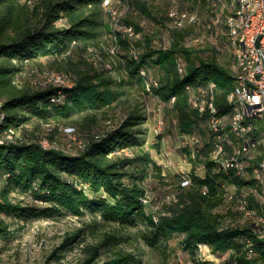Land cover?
Segmentation results:
<instances>
[{
    "label": "trees",
    "instance_id": "1",
    "mask_svg": "<svg viewBox=\"0 0 264 264\" xmlns=\"http://www.w3.org/2000/svg\"><path fill=\"white\" fill-rule=\"evenodd\" d=\"M120 1L119 22L133 26L137 35L118 32L121 51L102 47L104 56L120 55L108 67L105 60L95 64L87 56L91 47L103 45L106 33L114 42L117 31L105 0H0L4 112L0 124V240L13 235L6 216L27 220L90 214L93 231L110 223L118 229L87 243L85 255L76 264H146L142 254L117 247L133 235L120 231L131 228L166 259L169 240L180 234L182 247L194 264H217L219 258L222 264H264V230L254 223L255 216L246 215L255 210L264 217V200L253 191L257 187L253 168L262 157L258 152L262 146L245 155L246 175L237 174L235 168L225 170L214 154L211 113L195 104L213 96L219 115L232 113L230 94L238 78L226 24L232 8L226 12L219 0H177L182 9H188L184 4L191 1L195 8L191 11L199 16L198 21L180 26V17L172 25L168 13L173 0ZM203 9L207 14L202 18ZM135 10L151 18L152 29L130 18ZM206 29H219L221 42L206 45ZM43 58L65 70L71 85L25 78V71ZM114 70L121 73L119 79L112 75ZM126 84L139 85L159 97L168 105L177 130L195 137L194 144L184 147L192 170L178 172L171 182L165 180L163 166L152 152L160 149L161 136L148 142L150 130L138 107L104 130L93 132L88 127L84 140L71 138V148L56 145L55 133L62 120L81 114L82 126L96 121L97 111L121 101ZM11 130L15 131L13 138L8 137ZM42 139L55 146H44ZM228 141L224 143L232 153L234 146ZM198 165L203 166V174L196 171ZM184 175L189 178L187 184ZM151 178L173 188L161 205L149 209L147 180ZM15 191L31 195L34 202L14 201ZM84 233L85 227L68 232L54 254L60 258ZM203 245L212 257L200 255ZM105 250L110 252L104 257Z\"/></svg>",
    "mask_w": 264,
    "mask_h": 264
},
{
    "label": "rangeland",
    "instance_id": "2",
    "mask_svg": "<svg viewBox=\"0 0 264 264\" xmlns=\"http://www.w3.org/2000/svg\"><path fill=\"white\" fill-rule=\"evenodd\" d=\"M108 0H105L107 3ZM169 3L170 0H159V2ZM222 5L226 6V12H229L232 8L231 0H219ZM174 4L170 7L168 13L172 20V25H175V19H177L178 25L188 24L198 20L199 16L192 2H185V7L188 9L180 8L177 0H173ZM111 7L120 14L118 7L120 0H110ZM190 9V10H189ZM179 12V13H171ZM207 9H203L200 16L203 18L207 14ZM123 11V8L122 10ZM204 15V16H203ZM120 16V15H119ZM194 16L195 19L191 20ZM130 18L139 21L142 26L152 29V21L147 15L136 10ZM112 25L114 27V18H111ZM189 21V22H187ZM131 26V25H123ZM121 28H123L121 26ZM133 28V26H132ZM115 29V27H114ZM114 34V42L110 39L107 33L103 36L102 46H93L87 52V56L94 60L95 64L99 63L102 59L105 60L108 67H112L113 60L118 61L120 55L107 54L106 56L102 53V47H105L111 52L121 51L122 47L117 45L115 50L113 49L115 44H118V32ZM134 30V28H133ZM205 34L206 45H212L215 43H220L222 38L218 31H212L206 29L203 32ZM225 48V47H224ZM65 70H59L50 59L43 58L41 63L34 65L31 69L25 71V78H30L32 81L37 82H54L55 84H66L71 85L70 76H66ZM112 75L116 78H120L121 73L113 71ZM120 76V77H119ZM66 80V81H65ZM60 82V83H59ZM126 93L121 98V101L112 104L110 107L101 109L96 112V121L83 123V117L81 114L76 115L71 120H62L59 124L58 131L55 133V139L57 146L67 145L72 147L71 138H82L85 139V134L88 132V127L91 128L93 132H98L104 130L108 125L117 124L124 113L129 112V110L138 107L142 113L145 114L146 120L145 125L149 128L150 133L148 137V142L152 143L157 140V135L161 136V147L159 150H153V155L158 163L163 166V174L167 177V182L173 181L174 175L178 172H188L192 170L193 164L189 161L187 152L185 150L186 144H194V138L187 134L180 133L176 128V122L171 112L168 110V105L164 104L159 97L143 91L139 85L126 84ZM161 118L162 123L160 124L159 119ZM81 123H75L78 121ZM109 120L111 123H109ZM77 128V134L74 135L75 129ZM110 126V127H111ZM263 127V126H261ZM33 129V127H31ZM37 130H35L36 132ZM162 132V133H160ZM160 133V134H159ZM81 135V137H79ZM196 140V139H195ZM42 144L48 147V144L55 146L48 139H42ZM44 142V143H43ZM56 146V147H57ZM73 149V148H72ZM127 154H131L130 150H126ZM215 156L219 159V152L215 151ZM223 158H220L222 160ZM196 171L203 174L204 168L202 165H198ZM147 187L149 191V209L161 205V202L165 200V196L172 186L170 184H164L162 180L151 178L147 180ZM231 196V195H229ZM11 197L14 201H22L23 204H30L34 202L31 195L21 192H13ZM169 197V196H168ZM167 197V198H168ZM171 198V197H170ZM40 206L43 204L37 202ZM248 216H253L246 213ZM6 220L10 223L11 229L13 231L12 238L9 240H0V264H76L85 255L84 246L87 243H95L103 237L104 232L114 231L118 229V226L114 223L99 226L93 231V218L90 214L86 216L78 217L73 214H68L61 217H33L30 219H20L13 216H6ZM80 227H85L84 237L77 241L73 248L58 251L62 252V256L59 258L57 254H54L55 248L59 246L64 236L68 232L77 230ZM133 234L131 238L123 241L117 245V247L125 248L128 250H133L137 253L142 254L144 262L146 264H194L191 257L187 251L182 247V236L180 234H175L169 240V250L170 255L168 258H164L160 250L151 247L144 240H142L136 228L124 229L120 231V234ZM200 253L203 257H212L208 250L203 249ZM207 248V247H206ZM110 251H104L102 256H106ZM217 264H222V259H218Z\"/></svg>",
    "mask_w": 264,
    "mask_h": 264
},
{
    "label": "bare ground",
    "instance_id": "3",
    "mask_svg": "<svg viewBox=\"0 0 264 264\" xmlns=\"http://www.w3.org/2000/svg\"><path fill=\"white\" fill-rule=\"evenodd\" d=\"M231 5L232 10L226 15L227 31L235 55V67L239 74H246L244 47H241L242 33H235L232 16L236 14L237 10L238 22H245L249 21V13L247 12V8H241V0H231ZM112 10L115 29L123 31V33H127L130 36H136L137 33L133 30L132 26H130L129 29V26L120 25L119 14H117L113 8ZM193 19H195L194 16L191 17V20ZM121 26L123 28H121ZM114 38L116 39V37ZM241 90L242 92H250V82L246 76H239L237 78L235 89L230 94V100L233 102L230 116H228L229 114H218V108L214 103L213 96L207 101L198 100L196 103L200 110L207 108L211 113L209 124L215 133L218 150L228 151L224 140H229L228 142L234 146V151H232V153L228 151L229 159L223 158L219 161L225 170L235 168L237 174L246 175L248 160H246L245 155H247L249 151L251 152L252 149H259L260 146H263L262 150L260 148V151H258L262 154V157L253 168V175L257 181V187L253 188V191L258 195V198L264 200V167L261 164V161H264V127L259 126V119H252V106L248 104L246 100H241ZM2 106L3 99L0 97V124L4 118ZM14 133L15 131L11 130L8 137L13 138ZM184 177L185 180L183 183L187 184L189 178L185 175ZM231 197L232 196H229V198ZM242 207H244V205ZM246 213L255 216L256 211L248 210ZM261 218L262 221H264V217L261 216ZM260 230H264V225L260 227Z\"/></svg>",
    "mask_w": 264,
    "mask_h": 264
},
{
    "label": "built area",
    "instance_id": "4",
    "mask_svg": "<svg viewBox=\"0 0 264 264\" xmlns=\"http://www.w3.org/2000/svg\"><path fill=\"white\" fill-rule=\"evenodd\" d=\"M105 6L113 18L110 0L105 3ZM241 8H247L249 21L238 22L237 10L236 14L232 16L235 33H242L241 47H244L246 64V74L237 73V75L238 77L246 76L250 82V92H242L241 90V100H246L252 106V119H259V126L264 127V0H241ZM171 13L179 12H172L171 10ZM120 25L125 24L121 22ZM117 45L115 44L114 50ZM234 66H236L235 60ZM195 104L197 106V103ZM159 122L161 124V118ZM48 147L51 145L48 144ZM214 151L219 152V161L220 158L229 159V152L218 150V145L215 146ZM261 164L264 167V161H261ZM254 223L258 227L264 225L261 215L255 214Z\"/></svg>",
    "mask_w": 264,
    "mask_h": 264
},
{
    "label": "crops",
    "instance_id": "5",
    "mask_svg": "<svg viewBox=\"0 0 264 264\" xmlns=\"http://www.w3.org/2000/svg\"><path fill=\"white\" fill-rule=\"evenodd\" d=\"M203 247H204L203 249L208 250V249L206 248V246L203 245Z\"/></svg>",
    "mask_w": 264,
    "mask_h": 264
}]
</instances>
